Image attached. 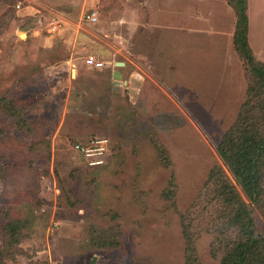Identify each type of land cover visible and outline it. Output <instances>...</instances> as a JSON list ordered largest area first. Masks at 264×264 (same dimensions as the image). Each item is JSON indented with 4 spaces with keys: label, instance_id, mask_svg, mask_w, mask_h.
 Masks as SVG:
<instances>
[{
    "label": "rangeland",
    "instance_id": "1",
    "mask_svg": "<svg viewBox=\"0 0 264 264\" xmlns=\"http://www.w3.org/2000/svg\"><path fill=\"white\" fill-rule=\"evenodd\" d=\"M247 15L264 63V0ZM237 23L229 0H0V264H224L240 229L209 189L219 167L264 246V196L218 152L251 79ZM97 139L94 168L75 146Z\"/></svg>",
    "mask_w": 264,
    "mask_h": 264
},
{
    "label": "trees",
    "instance_id": "2",
    "mask_svg": "<svg viewBox=\"0 0 264 264\" xmlns=\"http://www.w3.org/2000/svg\"><path fill=\"white\" fill-rule=\"evenodd\" d=\"M229 2L238 15L233 43L236 51L245 61L251 79L237 121L223 137L218 152L245 192L253 200L259 201L264 196V63L255 58L250 45L248 0H229ZM1 104L0 99V110ZM106 156L107 154L105 158ZM208 186L209 189L213 186L218 192L216 196L219 200L235 208L237 218L235 221L240 229L237 236L232 234L228 237L226 243L228 258L224 264H247L249 259L256 255L257 249L263 246V238L256 235L249 211L236 201L235 187L222 167L211 173ZM224 208L227 212L225 216L231 217L228 207ZM189 228L188 225L184 231L188 243L193 245V235ZM233 236L236 237L234 241ZM193 259L191 254L187 264H198Z\"/></svg>",
    "mask_w": 264,
    "mask_h": 264
},
{
    "label": "built area",
    "instance_id": "3",
    "mask_svg": "<svg viewBox=\"0 0 264 264\" xmlns=\"http://www.w3.org/2000/svg\"><path fill=\"white\" fill-rule=\"evenodd\" d=\"M85 19L90 23H96L99 20V14L96 10H90L85 14ZM87 64L93 68H103L104 62L97 61L94 56H90ZM108 141L106 139H97L89 144H77L76 151L81 153L90 167H100L105 164V155L108 150Z\"/></svg>",
    "mask_w": 264,
    "mask_h": 264
},
{
    "label": "crops",
    "instance_id": "4",
    "mask_svg": "<svg viewBox=\"0 0 264 264\" xmlns=\"http://www.w3.org/2000/svg\"><path fill=\"white\" fill-rule=\"evenodd\" d=\"M111 64H113L115 69H117L116 71H114L112 73V75L114 76V80H115L114 84H117V82H120V81H121V83L123 82L124 85L128 84V82H127L128 80L127 79L124 80V77L121 76V74H123L121 71L122 70L125 71V69H127V66H128L127 62H121V61L118 62L117 60H114L113 62H107L106 68L111 69ZM118 66H119V68H118ZM95 69H98L100 71L102 70V68H95ZM122 78L124 81L121 80Z\"/></svg>",
    "mask_w": 264,
    "mask_h": 264
}]
</instances>
